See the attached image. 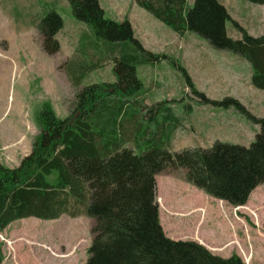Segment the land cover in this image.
I'll use <instances>...</instances> for the list:
<instances>
[{
  "label": "trees",
  "instance_id": "obj_1",
  "mask_svg": "<svg viewBox=\"0 0 264 264\" xmlns=\"http://www.w3.org/2000/svg\"><path fill=\"white\" fill-rule=\"evenodd\" d=\"M68 1L77 19L110 42L103 44L102 53L114 61L116 80L80 89L73 117L61 118L51 102H43L31 153L16 167L0 161V232L18 219L50 220L85 212L94 220L86 264H245L239 254L224 257L196 240L169 237L160 219L156 176L184 169L186 181L206 194L233 206L245 205L253 189L264 184V117L249 115L235 99L213 102L235 104L260 127L249 146L220 140L209 148L161 146L166 137L170 140L180 117L163 100L147 109L145 119L141 104L132 98L143 88L137 66L162 61L165 55L144 47L129 18L107 17L99 0ZM136 1L176 32L192 31L217 49L246 58L253 68L252 84L264 89V32L249 34L219 0H194L190 5L188 0ZM227 20L240 38L227 35ZM36 25L43 50L60 51L61 14L48 11ZM3 260L0 247V264Z\"/></svg>",
  "mask_w": 264,
  "mask_h": 264
},
{
  "label": "rangeland",
  "instance_id": "obj_2",
  "mask_svg": "<svg viewBox=\"0 0 264 264\" xmlns=\"http://www.w3.org/2000/svg\"><path fill=\"white\" fill-rule=\"evenodd\" d=\"M188 2L193 4L194 0ZM51 10L64 19L57 35L61 49L55 54L43 50L36 25ZM230 10L251 35L264 31V5L240 0ZM105 12L120 21L129 18L144 47L165 55L162 61L137 66L143 88L132 98L141 104L138 107L145 119L149 117L147 109L163 100L180 117L170 140L166 137L161 146L181 150L209 148L216 140L244 146L254 141L260 127L235 104L224 107L213 103L235 99L249 115L264 117V89L252 84L253 68L246 58L213 47L192 31H174L136 0ZM225 28L228 36L240 38L232 20L226 21ZM103 44L110 46L74 16L68 0H0V154L10 142L16 144L23 138L32 146L33 136L40 132L37 114L43 102H51L59 117H73L80 89L116 80L114 61L102 53ZM16 129L21 132L12 138ZM184 174V169L171 168L156 176L166 234L174 239L198 240L213 253H236L245 264H257L255 248L262 247L264 253V203L256 200L257 191L243 208L233 206L211 198L187 182ZM261 197L264 201V194ZM93 223L85 212L75 217L66 213L56 220H15L0 232L2 264H86ZM232 234L239 240L231 238Z\"/></svg>",
  "mask_w": 264,
  "mask_h": 264
},
{
  "label": "crops",
  "instance_id": "obj_3",
  "mask_svg": "<svg viewBox=\"0 0 264 264\" xmlns=\"http://www.w3.org/2000/svg\"><path fill=\"white\" fill-rule=\"evenodd\" d=\"M100 1V4H101V6L105 9V11H107L108 9H112V8H117V7H119V6H123L124 4H125V2L126 1H131V0H99ZM220 1V0H219ZM226 1H228L230 4H228V3H226L224 0H222V4H224L226 7V9H227V11H228V14L232 17V19L233 20H235L236 22H238L239 23V25H241V23L237 20L239 17L237 16V15H235V14H233V12H232V10H230V6L232 5V8L234 9V7L238 4V3H240V0H226ZM138 3V2H137ZM254 3V2H253ZM139 4V3H138ZM191 3H189V5H190ZM257 4H259V3H257ZM262 5H264V4H262ZM139 6H141L140 4H139ZM142 7V6H141ZM242 14V13H241ZM154 15V14H153ZM233 15V16H232ZM155 16V15H154ZM156 17V16H155ZM235 17H238V18H235ZM157 18V17H156ZM158 19V18H157ZM240 19V18H239ZM160 20V19H159ZM162 21V20H161ZM163 22V21H162ZM164 23V22H163ZM133 24V23H132ZM242 26V25H241ZM170 27V26H169ZM242 27H244V26H242ZM135 28V27H134ZM246 28V27H245ZM135 30V29H134ZM246 30H247V28H246ZM61 31V30H60ZM60 31L58 32V33H60ZM175 31V30H174ZM247 32H248V30H247ZM264 32V31H263ZM262 32V33H263ZM249 33V32H248ZM261 32L258 34H256V35H254V36H257V35H260V34H262ZM135 34H136V32H135ZM250 34V33H249ZM58 35V34H57ZM62 43V42H61ZM63 45V44H62ZM146 48V47H145ZM135 105H138V104H135ZM23 122L25 123L26 121L24 120V118H23ZM28 123H26L29 127H31L32 125H31V122H29V121H27ZM20 130H17L16 129V132L14 133V135L12 134V138L16 135V134H20ZM24 132H26V131H23L22 133H24ZM25 136L26 137H29L27 134H25ZM35 137V135L33 136V138ZM11 144H10V146H5V147H3L4 149H3V151L1 152V154H0V161L1 160H4V162L3 163H5L6 165H8V166H10V167H16V166H18V165H20V163H21V160L25 157V156H27V155H29L30 153H31V151H32V146H28V143L26 142V140L23 138L21 141H18L16 144H15V142L14 141H12V142H10ZM125 145H127V146H132L131 144L129 145V144H125ZM144 146V145H143ZM142 146V147H143ZM132 147H134V146H132ZM257 191V198H256V200H258V199H260L261 200V202L262 203H264V201H263V199H262V197H261V195H263L264 194V185H261V184H259V185H257L254 189H253V191H252V193H251V195L254 193V192H256ZM251 195H249V197H248V200H247V202H246V204L247 203H251ZM211 197V196H210ZM213 197V196H212ZM211 197V198H212ZM224 201V200H223ZM253 203L257 206L258 204L257 203H255L254 201H253ZM245 204V205H246ZM243 207H244V205H242ZM239 207V206H238ZM242 207V208H243ZM263 208H264V206H263ZM216 210H217V212H218V214L216 213V215L217 216H219L220 215V212H219V210L216 208ZM254 212V211H253ZM207 213H208V210H207V212H206V217H207ZM255 213V212H254ZM64 214H66V213H64ZM256 214V213H255ZM63 215V214H62ZM205 217V218H206ZM255 217V216H254ZM24 219V218H23ZM54 220H56V219H54ZM258 220H259V218H258ZM258 220H257V223H258ZM226 233H228V232H226ZM234 237V239H238V236L237 235H231V238H233ZM239 240V239H238ZM198 241V240H197ZM200 242V241H199ZM233 243V246H234V241L232 242ZM205 245V244H204ZM206 246V245H205ZM208 247V246H207ZM210 250H212L211 249V247H208ZM262 248V247H261ZM261 248H255V252L256 253H258L257 254V257H256V259L259 261V262H257V264H261V263H263L264 262V253H263V251H262V249ZM214 250V249H213ZM218 251V250H217ZM221 251H223V250H221ZM221 251H218V252H221ZM224 253H227V252H225V250L223 251ZM222 256V255H221ZM223 256L224 257H229L230 255H225V254H223Z\"/></svg>",
  "mask_w": 264,
  "mask_h": 264
},
{
  "label": "bare ground",
  "instance_id": "obj_4",
  "mask_svg": "<svg viewBox=\"0 0 264 264\" xmlns=\"http://www.w3.org/2000/svg\"><path fill=\"white\" fill-rule=\"evenodd\" d=\"M222 201V200H221ZM239 207H243V206H239Z\"/></svg>",
  "mask_w": 264,
  "mask_h": 264
},
{
  "label": "water",
  "instance_id": "obj_5",
  "mask_svg": "<svg viewBox=\"0 0 264 264\" xmlns=\"http://www.w3.org/2000/svg\"><path fill=\"white\" fill-rule=\"evenodd\" d=\"M203 244V243H202Z\"/></svg>",
  "mask_w": 264,
  "mask_h": 264
}]
</instances>
